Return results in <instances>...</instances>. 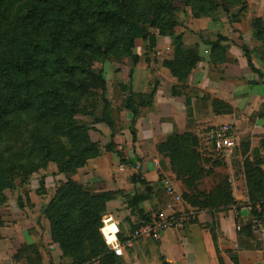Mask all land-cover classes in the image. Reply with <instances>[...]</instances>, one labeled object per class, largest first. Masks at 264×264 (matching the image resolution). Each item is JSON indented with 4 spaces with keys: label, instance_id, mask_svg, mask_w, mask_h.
<instances>
[{
    "label": "crops",
    "instance_id": "crops-1",
    "mask_svg": "<svg viewBox=\"0 0 264 264\" xmlns=\"http://www.w3.org/2000/svg\"><path fill=\"white\" fill-rule=\"evenodd\" d=\"M246 2L244 10H218L215 17L204 16L176 30L185 46H197L201 57L190 72L174 75L163 65L174 57V35H159L154 49H161L163 56L160 52L152 61L142 59L132 73L117 74L118 90L108 84L112 126L101 124L98 129L112 135L114 149L104 148L110 138L101 135L103 152L79 169L77 181L93 192L114 193L103 216L120 221L122 239L158 211L176 212L182 218L159 237L140 238L126 247L120 264H264V217L253 213L244 168L249 159L259 160L264 170V0ZM218 41L223 60L218 55L220 61H215L212 43ZM121 85L136 93H150L156 86L151 106L142 108L137 118L135 139L134 115L124 107L127 92ZM215 100L231 106L232 112H218ZM218 125H231L238 145L230 157L239 158L241 167L229 169L234 203L198 209L183 199L185 186L173 172L169 155L158 146L175 133L191 132L202 139L205 130ZM165 180L182 201L167 193ZM32 219L0 229V264H28L25 258L15 259L25 244H38L43 264L68 263L52 241L49 220Z\"/></svg>",
    "mask_w": 264,
    "mask_h": 264
},
{
    "label": "trees",
    "instance_id": "trees-1",
    "mask_svg": "<svg viewBox=\"0 0 264 264\" xmlns=\"http://www.w3.org/2000/svg\"><path fill=\"white\" fill-rule=\"evenodd\" d=\"M161 2L0 0V204L7 198L4 189L29 182V173L46 167L57 146L67 151L66 141H71L74 158L79 161L69 164L62 159L63 169L68 164L72 169L82 167L89 159L85 154L98 157L103 152V147L91 140L86 125L79 126L77 134L68 136L71 124L77 123L73 117L81 112L80 96L92 90L105 108L108 107L107 81L103 69L96 64L109 59L112 49H118L133 56L134 65H137L138 54L133 52V46L132 49L127 47L134 41L133 22H143L141 19H146L150 10L158 9ZM83 3L89 10L69 8ZM53 4L60 8L50 10ZM246 7L247 3L240 10ZM200 16H209V13ZM156 19L153 12L152 22ZM173 26L171 22L169 31L159 29L158 32L164 36L174 35V57L165 59L163 65L174 75H179L194 69L201 57L197 46H185L182 35L172 31ZM143 37L150 41L149 50L156 47V35L144 32ZM219 41L212 43L215 61H220L218 55L223 60ZM121 87L127 92L124 107L134 115L131 131L135 139L137 118L142 108L151 106L156 86L150 93H136L128 85ZM213 104L218 112H232L231 106L220 100ZM95 120L103 121L102 118ZM56 137H62L60 146ZM199 143V137L191 132L175 133L161 143L158 150L169 155L173 172L185 186L183 199L187 203L198 209L225 208L234 203L229 182L212 192L198 188L206 172L200 163ZM104 148L113 150L114 141ZM244 168L253 213L262 218L264 170L259 160L246 159ZM41 185H44V176ZM113 196L114 193L109 191L93 192L73 178L58 188L44 211L50 222L52 241L59 244L63 258L69 260L61 264L121 263V258L108 248L100 231L107 203ZM149 220L144 219L141 223ZM35 245H24L15 259L25 258L31 262L30 252L34 249L40 259L38 264H42L39 247Z\"/></svg>",
    "mask_w": 264,
    "mask_h": 264
},
{
    "label": "rangeland",
    "instance_id": "rangeland-1",
    "mask_svg": "<svg viewBox=\"0 0 264 264\" xmlns=\"http://www.w3.org/2000/svg\"><path fill=\"white\" fill-rule=\"evenodd\" d=\"M25 0H23L24 2ZM71 2L84 0H68ZM232 2H239L237 5L232 6ZM246 0H162L158 5V9L150 10V13L157 18L156 22H152L151 15L147 16L146 19H141L143 22L137 21L133 22V33L134 41L132 44H127V47L133 46V52L138 54L139 60L141 61H152L156 56H160V50L155 51V49L149 50L148 46L150 41L144 39V32L150 35L154 34L159 35L158 30L163 29L169 31V25L174 23L172 31L184 29L186 25L195 24L196 19H200L201 13L208 12V17H215L218 10H222L225 13V10H240L245 6ZM248 6V4H247ZM60 6L53 4L50 10H57ZM70 10H89V7L83 3L78 7L69 6ZM140 11V10H136ZM143 11V10H142ZM203 17V16H202ZM156 23V24H155ZM183 26V28H181ZM144 30V31H143ZM141 45V48H138L137 45ZM123 51L118 49H112L109 59L104 60L102 63H97L98 68L103 69L104 77L107 81V88L110 82L111 87L118 90L117 84V74L121 71L126 73L133 69L134 60L133 56L125 55ZM163 56V52H161ZM108 94V92H107ZM107 99L109 101L108 95ZM79 106L81 109L80 113L75 114L73 120L77 121L75 124H71V121L68 123L71 124V128L68 130V136L78 133V127L81 125H86L89 130L90 137L93 136L95 140L98 138L99 141H93L102 146L101 135L105 138H110L112 140V135L105 133L102 130L98 129V126L105 124L109 127L112 126L110 118V104L109 101L108 107L105 108L104 103L101 102V99L96 95L92 90H89L82 93L80 96ZM74 111V109H72ZM96 118H102L103 121H96ZM71 120V119H70ZM63 124V123H61ZM112 130V129H111ZM59 141V146L62 137H56ZM55 138V139H56ZM201 140H203L201 142ZM108 141V143L110 142ZM67 151H63L60 147L57 146L55 153L52 155V160L48 162L46 167H41L38 172L29 173L30 181L22 184L20 187L7 188L4 189V194L6 195V200L0 204V229L12 227L14 222L19 220H25L26 218L32 217V220H36L38 217H45V209L49 203L55 198L58 188L63 184L68 182L69 178L77 180V175L79 169L85 167L89 160L95 159L96 157H91V154H85L86 158H89L85 165L78 168H69V164L79 161L78 158L75 159V149L71 146V141H66ZM197 150L201 154V167L205 169V175L199 181L198 188L206 192H212L219 188L225 186L226 183H230L229 169L233 166L236 170L241 167V161L239 158L234 156L232 159L230 156L234 154H228L224 151H219L213 148L203 137L200 139L199 146ZM92 151V150H91ZM235 152V151H234ZM93 153V152H91ZM71 157V161L70 160ZM63 159V162H69L68 167L65 169L62 168L60 160ZM44 176V185H41V178ZM231 184V183H230ZM230 190V189H229ZM232 192V185L231 190ZM22 205V206H21ZM46 218V217H45ZM47 219V218H46ZM4 232V230H2ZM26 245V244H25ZM38 245V244H37ZM37 245H35L37 247ZM22 245L16 253L20 254L23 251ZM21 250V252H19ZM32 257L31 262L28 264H38L40 261L39 256L36 255L34 249L30 252ZM25 257V256H23ZM43 264V263H42Z\"/></svg>",
    "mask_w": 264,
    "mask_h": 264
},
{
    "label": "built area",
    "instance_id": "built-area-1",
    "mask_svg": "<svg viewBox=\"0 0 264 264\" xmlns=\"http://www.w3.org/2000/svg\"><path fill=\"white\" fill-rule=\"evenodd\" d=\"M166 49L168 50L169 48L167 47ZM205 52L208 53L209 50L206 49ZM232 131L231 125H218L205 130L203 135L213 148L231 155L238 147ZM164 185L167 193L174 201H182L181 195L176 191L170 180H165ZM181 219V216L176 212L168 215L164 211H158L150 221L138 225L128 234L127 240L122 241L119 236L120 221L111 215H106L102 218L100 231L108 248L120 257L123 256L126 247L134 246L136 240L140 238H157L163 231L176 227L181 222Z\"/></svg>",
    "mask_w": 264,
    "mask_h": 264
}]
</instances>
